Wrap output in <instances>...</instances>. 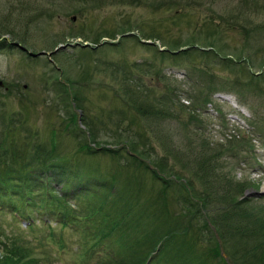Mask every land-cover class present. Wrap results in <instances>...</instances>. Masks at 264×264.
Segmentation results:
<instances>
[{
  "label": "rangeland",
  "instance_id": "obj_1",
  "mask_svg": "<svg viewBox=\"0 0 264 264\" xmlns=\"http://www.w3.org/2000/svg\"><path fill=\"white\" fill-rule=\"evenodd\" d=\"M5 21L13 33H0L6 43L0 44V192H9L3 190L8 175L41 174L40 150L49 152L52 145V163L94 169L81 171L89 184L95 177L87 174H107L112 167L122 171L119 180L126 178V150L122 159L82 147L79 130L88 132L83 117L97 129L101 150L120 149L108 144L120 127L139 142L147 137L140 145L149 150L141 152L155 147L159 156L166 148L213 154L223 147L211 175L210 168L201 175L198 167L192 172L185 167L178 178L159 170L174 181L165 193L158 176L137 166L136 187L151 195L140 202L155 203L157 218L170 228L168 221L177 223L175 234L190 227L189 236H179L174 245L180 259L189 249L199 264H264L263 238L244 228L247 221L234 217V222L230 215L240 207L250 217H264V0H0V22ZM130 33L136 36H125ZM211 89L212 102H205ZM167 98L175 114L162 118ZM137 104L151 117L138 114ZM130 118L136 121L130 124ZM252 144L253 152L247 149ZM188 197L196 208L183 219L180 213L191 208ZM22 204L21 211H11L0 199V256L25 257L30 264H97L102 255L115 254L112 247L97 248L89 237L98 224H91L89 233L83 226L77 232L56 216L49 219L36 204L28 210L36 222L32 230ZM45 221L64 239L65 250L43 238L50 233ZM108 240L118 246L114 236ZM215 248L221 257H212Z\"/></svg>",
  "mask_w": 264,
  "mask_h": 264
},
{
  "label": "trees",
  "instance_id": "obj_2",
  "mask_svg": "<svg viewBox=\"0 0 264 264\" xmlns=\"http://www.w3.org/2000/svg\"><path fill=\"white\" fill-rule=\"evenodd\" d=\"M8 26L9 23L7 21H5V23L0 22V27L4 28L0 30V33H13V30H9ZM0 44L5 45L6 43L0 42ZM164 81H162V83L168 88V83ZM213 91L214 90L211 89V91L208 92L205 102H208V100L212 102ZM167 97L171 98L170 95H167ZM168 98L167 103H165V114L163 113L162 118H165V116L170 117L175 114V112L174 114L172 113L174 106L171 103V100ZM75 100H78V98ZM138 105L139 104L136 106V109L139 111L138 114H141L143 117H149V111L139 108ZM130 119V124H133L136 121V118ZM87 120V118L83 117V123L87 127L88 132L86 133L84 130L78 129L81 132V136L85 137V143L82 145V147L94 154H97L100 151L102 153L114 152V155L122 159L125 158V154L123 152L126 150V157L130 159V166H128L129 173H126V176H124L126 178H120L119 180L118 177H123V175H121L122 171L118 168L113 169L112 167V170L108 171L107 174L104 172L99 173L97 171L96 172L98 174H87V176H90L91 178L95 177V179H92L93 182H90L89 184L88 182H85L81 179V177L84 175L81 173V171L90 172L94 171V169L87 168L86 166L83 170L81 168H76L79 169L76 171L73 167H66V164L62 161H56V163H52L50 160H48V158L50 156L52 158L56 156V152L54 151L55 149L53 150V145L51 151L49 152L40 150L41 147L45 150L47 149L43 145H39L36 147L44 156L43 158L45 160L43 159L40 161L43 162L42 165L45 167L44 170L40 171L41 174L34 173L31 176L27 175L25 178L17 175V177L14 179H8L11 176L8 175L6 179H3L5 180L3 182L5 185L3 190H9V192L5 195L4 193L0 192V199L2 198V200H6L9 203L11 211H15V209L21 211V208H19V202H22L23 207H25V210L22 211V214L24 213L23 215L25 216V222L28 223L27 227L31 228L32 230H34L36 227V222L28 210H30L36 204H40L43 207V209L47 212L49 219L52 216H56L58 218L57 220L59 224L64 226L73 224L75 231L77 232L81 231V226H83L82 228L85 233H89V228L93 226L91 224H98V226L94 225L96 231L94 233H89V237L93 236V238L96 240L95 245L97 248H100L101 245L104 247H112L115 250V254H106L105 256L102 255L99 258L97 264H199L198 261L200 259L195 258L192 253L190 254L189 249H187L188 252H186L185 257L187 259L190 258V261L186 260V258L183 260L176 256V252L174 251L175 242H177L176 240L178 237L183 234H186V237H188L190 227L187 228L184 233L177 235L175 232H177L178 224L176 223V225H172V222L168 221L171 224L170 228L168 224L165 225V222H163L161 219H158L156 216L157 214H155L156 209L154 210L153 207L155 203L153 204L152 202L146 201L142 204V201L140 202L141 198L146 199L151 195L141 193V190L136 187L139 182V176L136 173V170L137 166H141L152 172L155 176H158L159 179L164 182L163 192L165 193L170 184L174 181L170 182L165 176L163 177V175H160L159 170L166 176H174L178 178V176H180L179 174L181 169L184 170L185 167L190 172L195 171V168L198 167L199 171L202 172L200 173L201 175H204L206 173V169L210 168L209 175H211L213 173L211 168L212 162L214 163L213 159H218V152L223 147L220 148L217 153L212 152L213 154H209L203 149L198 154L195 150L196 148L194 149L192 144H190L193 149L187 151H176L175 149L172 150L166 148L164 150V154L159 156L160 153L155 147L152 146L150 151L146 153L141 152L142 149H148L146 145H140L146 144L147 137L139 142L137 139H132V137L126 134L128 131L124 132L120 127L117 130L119 133L114 136L116 138L119 137V134L121 136L118 139H114L113 136L112 139L114 143H108L112 146H120V149L109 150L108 148H104L101 150L99 146L102 144L96 140L97 137L95 131L97 132V129H94L92 125L88 124ZM252 126L254 127L255 125L252 124ZM262 142L264 143V139ZM170 145L171 144H169V146ZM253 148L255 147L252 144L247 149L253 152ZM1 150L3 151L4 155H7L9 152L6 149L1 148ZM152 150L156 152L154 154H157L155 158L158 159L157 162H154L153 158L151 159L148 156L149 154H152ZM51 153L54 155H51ZM208 155L211 156L209 157ZM145 158L151 160L152 162L149 164ZM151 165L157 168L152 170ZM78 166L79 165H77V167ZM206 175L204 177H206ZM64 179H66V182H64ZM60 186H62L61 189L59 188ZM114 188L116 189L113 192ZM244 188L245 187H243L241 191H244ZM217 192L226 193L227 190L225 189L224 191L221 188H217ZM185 193H189L186 188ZM141 194L143 196H141ZM15 197H18L20 201H17ZM188 199L191 200L189 201V206H191V208H186L188 210L187 213H180V217L182 218L183 216H187L193 209L196 208L194 207L192 198L188 197ZM25 204L27 206H25ZM81 205H84L86 209L83 211V213L78 209ZM238 209L239 210H237V208H233V210L236 211L230 213V215L233 217V221L235 222L234 217L240 220L243 219L245 222L247 221L244 228H248L251 232H254V237L259 236L260 240L263 238V240L260 242V247H264V217H250L247 213L241 211L240 207ZM195 217L196 214L192 213V218ZM226 218H229V220L232 219L231 217ZM116 220L119 222L121 221L122 226L117 223ZM47 221H45V223L48 226L47 229L50 233L48 234L49 236L46 235L43 236V238L46 240H52V244L58 246L61 250H65L66 243L64 239L60 236H56V234H53V228ZM113 236L119 240L118 243L115 240L118 246H115L112 241L110 242L108 240ZM40 242L42 243L41 240ZM185 244L186 243H184V245ZM2 246L3 245L1 244L0 250L2 249ZM185 246H187V244ZM87 252H90L91 257L94 255L93 251L87 250ZM144 253L145 256H143ZM214 254L215 255H212V257H221L218 248H215ZM114 256H116L118 261L114 260ZM105 257L106 259H104ZM24 258L19 257L17 259H11L9 257L0 256V264H30L28 262H23ZM204 262L207 263V261Z\"/></svg>",
  "mask_w": 264,
  "mask_h": 264
},
{
  "label": "water",
  "instance_id": "obj_3",
  "mask_svg": "<svg viewBox=\"0 0 264 264\" xmlns=\"http://www.w3.org/2000/svg\"><path fill=\"white\" fill-rule=\"evenodd\" d=\"M125 36H136V34L135 33H130V34H127V35H125ZM105 42H109V41H105ZM143 43H148V44H153L152 42H144V41H142ZM110 43V42H109ZM12 45L13 46H15V47H18V48H20L21 50H23V51H26L20 44H18V43H12ZM154 45V44H153ZM66 47V45L65 46H61V49H63V48H65ZM60 49V48H59ZM30 55H32V56H36L35 54H32V53H29Z\"/></svg>",
  "mask_w": 264,
  "mask_h": 264
}]
</instances>
